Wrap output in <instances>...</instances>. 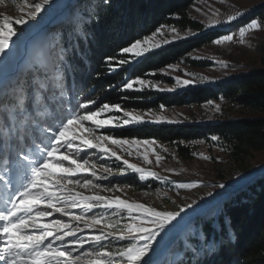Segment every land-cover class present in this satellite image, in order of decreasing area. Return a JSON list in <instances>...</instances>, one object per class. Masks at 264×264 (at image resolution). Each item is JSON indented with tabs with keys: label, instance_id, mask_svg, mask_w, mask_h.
<instances>
[{
	"label": "rangeland",
	"instance_id": "374dc122",
	"mask_svg": "<svg viewBox=\"0 0 264 264\" xmlns=\"http://www.w3.org/2000/svg\"><path fill=\"white\" fill-rule=\"evenodd\" d=\"M81 1L51 0L50 4L45 7L36 19L29 20L26 25L14 24V27L18 30V35L13 37V43L7 56L0 58V137L3 140L0 150L4 151L6 149L8 152L6 147L8 146L9 151L15 152L12 159L8 161L10 163L4 162V165L0 167V175L8 176L11 179L13 188L22 183V178L27 174L29 169L27 162L20 160L17 153L36 158L39 154V149L44 148L46 150L50 143L48 139L50 133L45 132V128L50 127L52 130H55L60 122L66 120L72 114H83L87 111V109L79 108L81 101L76 96L67 92L69 82L63 67L59 65L58 61L60 50L63 49L62 43L59 42L61 31L64 28L66 31H70L73 25L72 16L76 13L77 7L81 5ZM33 2H39V0H18L19 5ZM261 3H264V0H197L188 12L189 16L194 21L202 24L206 31L215 32L242 19L250 10ZM18 4H14L13 0H4V3L0 4V17L8 15L14 19L19 18L22 13L17 10ZM237 13H243V15L237 16ZM229 16H236V19L229 21ZM247 25L236 27L230 34L218 38L219 40H223L226 36H232L233 39L231 41H224L219 45L213 42L189 54L190 60L199 63L208 61L210 63L209 66H191L180 62L160 70L158 73L160 79H154L152 76L154 74H149L148 78L142 79L156 84V88L141 87L139 84H136L134 85V89H139L137 91L148 89L156 93V95L183 94L188 90L212 86L223 79L244 74L252 67L260 68L261 66L264 70V62H260L262 55L256 49L257 45L264 44V30L249 31L242 41L239 30ZM158 30L140 40L141 47L149 49L143 55L137 57L134 53L122 51V55L129 58L127 62L128 68L136 65L140 59L146 57L152 51L161 50L168 44L176 43L196 35L193 32L181 33L166 27L159 28ZM145 39L148 41L147 44L143 43ZM29 58L34 62L40 63L46 70H48L50 64L52 67H58L59 73L50 75L49 84L46 80L45 84L46 87L51 86L50 88L54 90L55 94H51L52 96L48 97H54L56 102L59 103L60 109H58L59 106H52L51 101L45 100L44 93H41L42 90L37 95L31 87L27 89L25 110L22 113L15 111L17 101L15 99H8L4 95L7 90L14 87L13 81H26L29 78L32 83L33 76L37 75V73L29 66L30 63H27ZM11 63L15 66L16 64L18 65L15 73H13L12 69L14 67H10ZM45 73L47 74V72ZM183 81H188L189 83L184 84ZM5 102L8 105L7 110L3 107ZM224 109H227L226 105L222 109L220 103L188 105L169 109L160 108L156 111L148 112L121 109L119 112L104 113L101 117L104 119L116 117L120 120L121 126L104 127L98 129L96 134L106 135L101 133L104 129H124L138 125L208 124L226 119L225 115H227L228 120L238 118L232 108H228L229 113ZM125 112L140 116L142 122L123 124V120L127 119L124 115ZM45 117H48V119ZM7 121H9L8 124ZM85 124L88 127H94L90 122H85ZM26 139H29V143L26 142ZM39 140L43 141L39 143ZM119 140L129 142L147 141L148 143L124 145L123 149L118 146L108 145L111 150L116 151L121 156V160L119 161L115 157H107L95 149H89L86 151V154H80L82 157L86 155V158L96 165L95 171L98 175L107 177V179L96 181V183L104 187L115 185L121 188L120 191L114 189L111 192H104L102 194L105 196H119L121 199L143 203L159 211H179L180 207L185 208V211L168 225L165 231L157 238L152 250H150L149 255L145 258L151 264H170L169 259L177 241L184 237L186 238V231L193 223L200 220L206 221L208 218L215 217L223 202L234 201L238 192L247 189L264 174V151L254 152L244 162L236 163L228 155L223 154L217 149L209 152H206V149H202L193 159L183 161L173 159L170 155L171 153L164 146L152 140L124 138ZM62 151L64 150L62 149ZM129 152H131L130 155ZM145 154L148 155L150 163L145 164ZM157 155L161 157L159 164L156 162ZM8 156L9 154L6 157ZM203 157H208V159H204ZM124 160L155 173L156 178L148 177L145 180H141L139 173L128 169L123 163ZM13 167L15 168L14 170ZM6 168L10 171L6 172ZM76 178L79 179L81 177ZM87 178L91 179L92 177L89 176ZM190 183H196L198 187L192 189L177 187L180 184ZM219 185H223V187H219ZM79 191L84 192L85 190L79 189ZM7 194L8 190L4 187L3 183H0V204H2ZM85 194L90 193L85 192ZM188 205H191V207H188ZM80 211L78 208L71 210L73 215L79 214ZM112 211L115 210H109L106 213L110 221L120 220V224L115 228H104L103 231L117 233L119 228L131 221H129L127 213H122L123 218H121L120 216H113ZM99 214H104V210L93 209L87 215ZM133 215L139 214L133 213ZM180 218L186 219L179 223ZM51 219H61L66 223L76 225V221L71 220L68 216L61 217L58 213H54L45 222ZM136 223H139V221H136ZM215 223H213V226L216 225ZM79 227L83 231H78L77 237L66 238V242L79 237H82L85 241L84 247L74 251L73 256L80 255L84 251L89 250L117 251L132 243L129 240L116 241L110 237L101 242L102 246L96 245L91 242V237L99 234L101 226L89 230L84 228V225L81 223ZM48 242L46 241L45 243ZM60 243V241H57L53 246L59 247ZM205 247L206 249H212L213 244L208 242L205 244ZM200 251L198 254L202 252ZM178 253V257L180 258L181 254L180 252Z\"/></svg>",
	"mask_w": 264,
	"mask_h": 264
},
{
	"label": "trees",
	"instance_id": "16d2710c",
	"mask_svg": "<svg viewBox=\"0 0 264 264\" xmlns=\"http://www.w3.org/2000/svg\"><path fill=\"white\" fill-rule=\"evenodd\" d=\"M196 1L82 0L72 16L70 31L65 28L61 31L59 42L63 49L60 50L59 65L69 82L67 92L81 103L94 101L90 104L92 110H97L104 103L135 112L208 103H220L222 109L226 105L224 110L227 113L228 108H232L238 116L235 120H228L225 115L226 119L208 124L138 125L104 129L101 133L115 139L155 141L176 160L188 161L202 149L206 152L217 149L236 163H241L252 153L264 151V70L261 66L183 94L156 95L148 89L137 91L124 88L125 83L148 78L149 74H154V79H160V70L180 62L191 66H209L208 61L199 63L190 60L189 54L252 20L264 25V3H261L232 25L215 32L206 31L202 24L189 16L188 11ZM162 27L196 35L152 51L128 68L129 58L122 55L123 49ZM256 49L261 53L260 62L263 63L264 44L257 45ZM27 63L37 75H46V69L40 63L31 58ZM10 67L15 65L11 63ZM49 78L46 80L48 84ZM26 81L30 85L31 79ZM50 87L47 86L41 93H44L45 100L51 101L52 106H59L60 109L56 99L48 97L55 94ZM26 142L29 143V139ZM2 143L0 137V148ZM6 147L8 152L0 150L3 154L0 160H11L15 153ZM235 198L234 201L223 202L215 217L193 223L186 231V238L177 241L169 263L264 264V174L247 189L238 192ZM208 242L213 244L212 249H206Z\"/></svg>",
	"mask_w": 264,
	"mask_h": 264
},
{
	"label": "snow or ice",
	"instance_id": "6c2138e0",
	"mask_svg": "<svg viewBox=\"0 0 264 264\" xmlns=\"http://www.w3.org/2000/svg\"><path fill=\"white\" fill-rule=\"evenodd\" d=\"M51 0H39V2L18 4V0H13L18 4L17 10L22 14L19 18H12L8 15L0 17V58H5L13 43V37L18 35L15 25H26L29 20H34L49 5ZM4 0H0V4ZM237 16L243 13H237ZM236 16H229L228 20H234ZM262 25L257 20H252L246 27L239 30L241 40L246 33L253 30H261ZM159 31V30H158ZM232 36H226L223 40H216L214 43L221 44L224 41H231ZM147 39L143 42L147 44ZM147 47L142 48L141 42L137 41L130 47L123 49V52L134 53L139 57L147 52ZM44 77L34 75L31 85L27 81H13L14 87L7 90L4 95L8 99H15L17 106L15 111L23 112L25 110V97L28 87L39 95L40 91L46 88L45 80L49 75L59 73L57 66L46 70ZM188 84V81H183ZM141 87L156 88L157 85L137 79L124 84L126 89H134V85ZM139 90V89H135ZM89 101L80 103L79 108L87 109L83 114H72L66 120L60 122L55 130L50 127L44 131L50 133L49 146L45 150L39 149L36 158L21 155L17 156L20 160L27 162L29 169L22 178V183L13 188L12 180L5 175H0V183L8 190L7 196L0 204V264H151L145 258L152 250L157 238L173 221L177 219L184 207L179 211H159L154 207L146 206L143 203L121 199L119 196H105L102 193L111 192L114 189L120 191L119 186L104 187L96 181L107 179L106 176H100L96 173V165L91 163L85 153L89 149H95L97 152L107 157H115L121 160V156L116 151L111 150L108 145L118 146L123 149L124 145H135L138 143L147 144V141H126L115 139L108 135H98L97 130L104 127H120L121 122L116 117L107 119L101 118L104 113L119 112V105H109L107 103L98 106L97 110H92ZM5 110L8 109L7 102L4 103ZM124 115L127 119L123 124H132L142 122L141 117L129 112ZM85 122H90L94 127L86 126ZM213 139H216L213 137ZM154 143V142H153ZM39 147V146H38ZM62 149L64 151H62ZM131 152H129V155ZM208 159V157H203ZM161 157L156 156V162L159 164ZM145 164L150 163L148 155H144ZM123 163L128 169L139 173V178L145 180L148 177L156 178V174L147 171L135 164L124 160ZM6 172L10 171L5 169ZM92 177L88 179L87 177ZM76 177H81L77 179ZM177 187L192 189L198 187L196 183L180 184ZM223 187V185H219ZM84 189L85 191H79ZM85 192L90 194H85ZM191 207V205H188ZM80 209V213L73 215L72 209ZM93 209H103L104 214L87 215ZM113 216L122 217V213H127L130 223L119 228L117 233L111 231L105 232L104 228H115L120 224V220L110 221L107 216L109 210ZM51 210V211H49ZM54 213L59 216H68L76 221L66 223L61 219H51L45 222L47 218L52 217ZM138 213L139 215H133ZM139 221V223H136ZM89 230L101 226L99 234L91 237V242L101 245V242L110 237L116 241L129 240L132 243L120 248L117 251L110 250H89L80 255L73 256V252L84 247L82 237L68 240L69 237H77L78 231H83L80 224ZM51 238V239H50ZM49 241L48 243H45ZM60 241L59 247L53 245ZM143 241V243H141ZM102 246V245H101ZM119 258V259H117Z\"/></svg>",
	"mask_w": 264,
	"mask_h": 264
},
{
	"label": "water",
	"instance_id": "95a60500",
	"mask_svg": "<svg viewBox=\"0 0 264 264\" xmlns=\"http://www.w3.org/2000/svg\"><path fill=\"white\" fill-rule=\"evenodd\" d=\"M24 56V55H23ZM22 56V57H23ZM52 66H50L48 69H50ZM17 69H18V65L16 64V66L13 68V73H15L16 71H17ZM260 175V174H259ZM158 257V256H157Z\"/></svg>",
	"mask_w": 264,
	"mask_h": 264
},
{
	"label": "bare ground",
	"instance_id": "6f19581e",
	"mask_svg": "<svg viewBox=\"0 0 264 264\" xmlns=\"http://www.w3.org/2000/svg\"><path fill=\"white\" fill-rule=\"evenodd\" d=\"M50 66H52V65L50 64L49 67H50ZM51 68H52V67H51ZM51 68H50V69H51ZM184 219H186V218H182V219L180 218L179 223H180V221H183Z\"/></svg>",
	"mask_w": 264,
	"mask_h": 264
}]
</instances>
